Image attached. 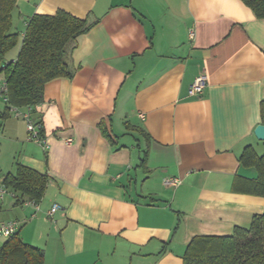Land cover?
<instances>
[{
    "label": "crops",
    "instance_id": "0c3cea01",
    "mask_svg": "<svg viewBox=\"0 0 264 264\" xmlns=\"http://www.w3.org/2000/svg\"><path fill=\"white\" fill-rule=\"evenodd\" d=\"M59 10L94 25L77 40L74 77L49 82L36 107L48 148L0 99V181L18 165L50 179L37 207L5 195L0 222H20L44 264H184L194 237L263 215L264 197L239 187L257 176L245 149L264 155V19L241 0H17L6 62L32 16ZM200 75L207 86L191 97Z\"/></svg>",
    "mask_w": 264,
    "mask_h": 264
},
{
    "label": "trees",
    "instance_id": "16d2710c",
    "mask_svg": "<svg viewBox=\"0 0 264 264\" xmlns=\"http://www.w3.org/2000/svg\"><path fill=\"white\" fill-rule=\"evenodd\" d=\"M258 19H264V0H241ZM17 0H0V75L8 86L6 112L12 107L31 109L35 119L36 107L44 101L46 85L59 78L72 79L70 67L78 38L91 30L94 24L59 10L54 15H34L27 23L21 48L15 62H6L7 54L18 44L20 34L14 29L13 15ZM3 82V81H2ZM1 82V83H2ZM264 124V101L262 102ZM102 132L110 138L105 127ZM240 163L255 168V179H245L238 186L243 193L264 197V155L252 147L243 152ZM49 177L17 166L15 174L4 177L3 183L16 194V203H40ZM241 181V180H240ZM45 254L40 248L25 243L19 232L0 246V264H44ZM184 264H264V214L255 215L248 228L237 227L231 236H196L188 245Z\"/></svg>",
    "mask_w": 264,
    "mask_h": 264
},
{
    "label": "built area",
    "instance_id": "2783aa9c",
    "mask_svg": "<svg viewBox=\"0 0 264 264\" xmlns=\"http://www.w3.org/2000/svg\"><path fill=\"white\" fill-rule=\"evenodd\" d=\"M190 38L193 39L195 36V33L193 31L189 32ZM207 86V78L205 75L198 76L192 86L189 89V95L191 97H195L198 95H201L204 91V89ZM8 86L6 81H3L0 84V99H2L5 104L8 103ZM10 113L18 119H23L26 122L27 130H28V140L34 141L37 143H40L45 148H48V141L44 134V123L43 122H35L32 119L31 109H19L17 107H12L10 109ZM1 117V114H0ZM141 118H144L145 116L143 114L140 115ZM72 139H67L66 143L71 144ZM181 181L177 178H168L165 180V184L169 186H178L180 185ZM11 194L12 197L15 198V194L12 192H9L7 187L0 181V201L3 200L5 195ZM25 204L34 205L37 207V203L34 201H28ZM61 207L57 204H55L52 209L49 211V216H53L58 210H60ZM21 228V224L18 221L12 220L7 222H0V240L1 239H8L14 234L18 233Z\"/></svg>",
    "mask_w": 264,
    "mask_h": 264
},
{
    "label": "water",
    "instance_id": "95a60500",
    "mask_svg": "<svg viewBox=\"0 0 264 264\" xmlns=\"http://www.w3.org/2000/svg\"><path fill=\"white\" fill-rule=\"evenodd\" d=\"M255 135L260 141H264V124L257 126L255 129Z\"/></svg>",
    "mask_w": 264,
    "mask_h": 264
},
{
    "label": "rangeland",
    "instance_id": "374dc122",
    "mask_svg": "<svg viewBox=\"0 0 264 264\" xmlns=\"http://www.w3.org/2000/svg\"><path fill=\"white\" fill-rule=\"evenodd\" d=\"M16 51H18V47H16V48H14L10 53V55H16ZM8 57H10V56H8ZM260 152H261V154H264V149H261L260 150Z\"/></svg>",
    "mask_w": 264,
    "mask_h": 264
}]
</instances>
